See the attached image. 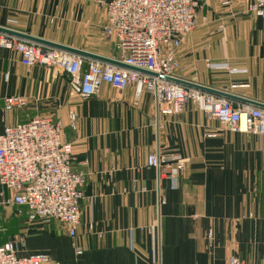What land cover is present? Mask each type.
<instances>
[{
	"label": "crops",
	"instance_id": "1",
	"mask_svg": "<svg viewBox=\"0 0 264 264\" xmlns=\"http://www.w3.org/2000/svg\"><path fill=\"white\" fill-rule=\"evenodd\" d=\"M109 1L0 0V27L118 61L102 34ZM252 1L201 0L198 25L176 52L181 81L234 106H264V18L247 12ZM206 60L236 71L208 70ZM8 96L23 104L3 113ZM35 116L60 121L71 144L73 171L85 179L80 225L70 238L58 222H27L25 209L16 218L15 206H0V246L22 236L19 255L46 254L49 264H264V136L231 132L192 102L157 116L151 94L136 100L132 87L81 98L64 75L25 68L0 49V133ZM156 152L184 158V171L159 177L146 165Z\"/></svg>",
	"mask_w": 264,
	"mask_h": 264
},
{
	"label": "built area",
	"instance_id": "2",
	"mask_svg": "<svg viewBox=\"0 0 264 264\" xmlns=\"http://www.w3.org/2000/svg\"><path fill=\"white\" fill-rule=\"evenodd\" d=\"M101 4L106 10L102 34L118 46L122 58L118 61L146 73L85 61L79 56L3 33H0V49L19 54L25 68L39 65L64 75L72 93L81 98L96 96L103 85L121 91L132 87L136 100L145 92L151 94L157 116L175 115L192 102L231 132L264 136L263 108L234 106L221 95L177 82L181 81L177 73L183 69L176 52L198 25L201 0H110ZM247 12L264 18V0H253ZM205 64L211 71H236L226 62L206 60ZM22 104L21 98L8 96L3 100V113ZM68 126L75 129L74 113L68 116ZM74 162L71 144L65 141L60 121L35 116L26 123L5 126L0 133V206H15L17 214L25 209L27 222H58L64 225L70 238H75L85 179L73 171ZM185 164L186 160L176 154L156 152L146 159L147 167L157 170L159 177L170 179L180 175ZM206 239L212 249V230L207 232ZM23 245L22 236L1 245L0 264L50 263L46 254L20 256ZM75 252L81 254L78 247ZM229 264L244 262L231 258Z\"/></svg>",
	"mask_w": 264,
	"mask_h": 264
},
{
	"label": "water",
	"instance_id": "3",
	"mask_svg": "<svg viewBox=\"0 0 264 264\" xmlns=\"http://www.w3.org/2000/svg\"><path fill=\"white\" fill-rule=\"evenodd\" d=\"M0 33L7 34V35H10V36H14L16 38H19V39H22L24 41H28V42H31V43H35V44L41 45L43 47L64 51V52L79 56V57L84 58V59L98 61V62L109 64V65H114V66H117L119 68H123V69H127V70H134V71H138V72H141V73H146L144 71L136 70V69H134L132 67H129V66L123 64L122 62L117 61V60H113V59H109V58H102V57L94 55V54H90V53H87V52H84V51H81V50H77V49H74V48H69V47H66V46H62V45H59V44H56V43H53V42H49V41H46V40H43V39H40V38H36V37H32V36H29V35H26V34H22V33L7 29V28L0 27ZM177 82L181 83L182 85H186V86L193 87L195 89H200V90L206 91L208 93H212V94H215V95H221V96H223L225 98H228V99L230 98V96L227 95V94H223V93H220V92L209 90L207 88H203V87H200V86L189 84V83H186L184 81H177ZM254 106L264 109V106L260 105V104H254Z\"/></svg>",
	"mask_w": 264,
	"mask_h": 264
},
{
	"label": "rangeland",
	"instance_id": "4",
	"mask_svg": "<svg viewBox=\"0 0 264 264\" xmlns=\"http://www.w3.org/2000/svg\"><path fill=\"white\" fill-rule=\"evenodd\" d=\"M12 215H14L16 218H20V216L17 214L16 210L13 211Z\"/></svg>",
	"mask_w": 264,
	"mask_h": 264
}]
</instances>
